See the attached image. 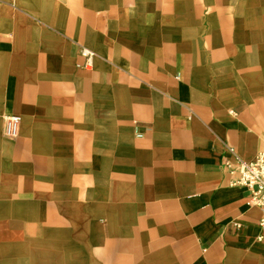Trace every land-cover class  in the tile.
I'll list each match as a JSON object with an SVG mask.
<instances>
[{
    "label": "crops",
    "instance_id": "obj_1",
    "mask_svg": "<svg viewBox=\"0 0 264 264\" xmlns=\"http://www.w3.org/2000/svg\"><path fill=\"white\" fill-rule=\"evenodd\" d=\"M263 150L264 0H0V264H264Z\"/></svg>",
    "mask_w": 264,
    "mask_h": 264
},
{
    "label": "built area",
    "instance_id": "obj_2",
    "mask_svg": "<svg viewBox=\"0 0 264 264\" xmlns=\"http://www.w3.org/2000/svg\"><path fill=\"white\" fill-rule=\"evenodd\" d=\"M80 53L85 58L83 66L90 69L93 52L82 47ZM18 123V116L7 115L4 118V136L15 137ZM226 167L231 177L230 185L243 187L249 191L248 205L259 210L258 224L261 228H264V150L260 151L251 161L237 159L235 164H227Z\"/></svg>",
    "mask_w": 264,
    "mask_h": 264
}]
</instances>
